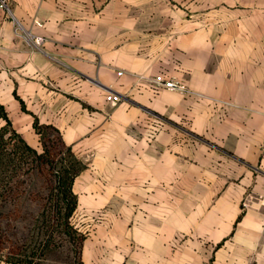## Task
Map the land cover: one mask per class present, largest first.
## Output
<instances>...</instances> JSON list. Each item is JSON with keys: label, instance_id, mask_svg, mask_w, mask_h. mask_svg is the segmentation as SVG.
<instances>
[{"label": "crops", "instance_id": "0c3cea01", "mask_svg": "<svg viewBox=\"0 0 264 264\" xmlns=\"http://www.w3.org/2000/svg\"><path fill=\"white\" fill-rule=\"evenodd\" d=\"M5 1L0 104L86 164L81 264H264V0Z\"/></svg>", "mask_w": 264, "mask_h": 264}, {"label": "trees", "instance_id": "16d2710c", "mask_svg": "<svg viewBox=\"0 0 264 264\" xmlns=\"http://www.w3.org/2000/svg\"><path fill=\"white\" fill-rule=\"evenodd\" d=\"M0 118L4 121L0 126V217L6 212L7 201L20 202L26 198L22 189L25 176L33 184L37 182L39 175L44 176L48 191L46 205L40 213L42 226L34 234V244L30 250H18L10 254L6 259L7 263L50 264L48 255L55 249V234L63 233L69 237L72 245L69 264H81L85 234L74 228L70 218L78 206L73 183L86 164L73 153L54 127L35 121L42 144V150H38L29 145L13 128L1 104ZM0 231L2 232L1 229Z\"/></svg>", "mask_w": 264, "mask_h": 264}, {"label": "rangeland", "instance_id": "374dc122", "mask_svg": "<svg viewBox=\"0 0 264 264\" xmlns=\"http://www.w3.org/2000/svg\"><path fill=\"white\" fill-rule=\"evenodd\" d=\"M23 179L22 189L26 198L20 202L17 200L7 201L6 212L0 217V229L2 230V232L0 231V264L7 263V257L15 251L30 250L34 244L32 241L34 234L37 233L38 227L42 226L40 213L44 210L48 196L46 178L39 175L34 184L27 176ZM70 222L80 233H84L83 224L74 214L70 218ZM53 245L55 249L48 255L49 263L69 264L72 246L69 237L63 233H56Z\"/></svg>", "mask_w": 264, "mask_h": 264}, {"label": "built area", "instance_id": "2783aa9c", "mask_svg": "<svg viewBox=\"0 0 264 264\" xmlns=\"http://www.w3.org/2000/svg\"><path fill=\"white\" fill-rule=\"evenodd\" d=\"M4 8H7V3L5 0H0V9ZM152 82L153 85L159 89L177 91L181 94H186L188 92L186 86L181 81L175 78H165L162 75H156L153 78ZM107 98L109 101L116 102L120 99V96L109 92Z\"/></svg>", "mask_w": 264, "mask_h": 264}]
</instances>
